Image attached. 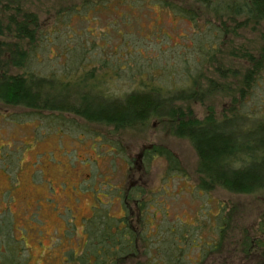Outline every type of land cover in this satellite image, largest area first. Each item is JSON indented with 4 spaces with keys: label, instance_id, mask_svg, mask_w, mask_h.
Returning a JSON list of instances; mask_svg holds the SVG:
<instances>
[{
    "label": "rangeland",
    "instance_id": "rangeland-1",
    "mask_svg": "<svg viewBox=\"0 0 264 264\" xmlns=\"http://www.w3.org/2000/svg\"><path fill=\"white\" fill-rule=\"evenodd\" d=\"M165 1L195 22L154 0H16L40 27L24 69L49 84L34 82L32 92L50 107L83 110L153 88L168 112L164 101L190 91L176 101L186 116L264 118V72L239 102L250 65L241 57L259 55L264 21H220L200 4ZM15 8L0 9L1 19ZM224 23L234 33L214 42ZM10 62L13 74L24 70ZM237 147L264 143L246 135ZM200 185L194 147L168 122L116 128L0 103V264H264V190Z\"/></svg>",
    "mask_w": 264,
    "mask_h": 264
},
{
    "label": "trees",
    "instance_id": "trees-1",
    "mask_svg": "<svg viewBox=\"0 0 264 264\" xmlns=\"http://www.w3.org/2000/svg\"><path fill=\"white\" fill-rule=\"evenodd\" d=\"M8 1L9 5H2L0 1V9L17 6L14 4L16 0ZM154 1L172 12L187 17L192 23L195 22L194 16L186 9L181 8V5L165 0ZM188 1L212 10L214 17L219 20L226 16L231 22L237 18H245L246 22L264 21V0ZM92 6L86 9H91ZM4 14L2 19L0 17V103L10 106H23L37 111H68L85 118L87 121L112 125L116 128H139L151 120L168 122L173 128V133L190 141L198 155L201 189L207 191L216 186L232 194L249 195L261 193L264 190V160L258 161L264 157V150L258 148L254 150L244 148L242 150L237 147L239 139H243L246 135L249 136L252 144L264 143V118L261 119L256 115H244L242 112L237 113V111L231 117L226 116L221 121H218L212 114L204 120L186 116L180 107L177 108L176 101L194 98L195 93L190 91H180L171 96L168 101H164L165 104L171 105V109L167 112L164 106L156 103V99L162 91L153 88L150 91H134L123 99L111 98L106 100L110 102L107 105H99L95 101L87 102L83 106V110L50 107L48 104L53 103V100H41L42 98L38 97V94L32 92V88L35 86L34 82L45 85L46 83L49 84L47 79L24 69L30 55L29 49L38 40L40 28L38 19L33 14H26L19 6L15 8L12 16L6 18ZM226 26L225 24L220 30L217 28L218 32L214 42L219 41L223 36L227 37L228 34L234 33L233 28H225ZM11 39H14L15 43L11 48H7L6 41ZM8 53L11 54V59L6 56ZM241 58H245L250 65H248L244 75L239 102L243 101L248 91L262 81L264 47L260 49L257 56L249 52L243 53ZM10 61L17 68L24 70L21 73L13 74ZM62 84L65 86L61 88H68V84L63 82ZM92 108L97 110H92ZM246 119L251 120L250 126L246 124L239 128L237 121L243 122ZM258 136H262L263 139H258ZM166 158L173 166L176 164L178 167L173 168L180 172L179 164L170 152L166 153ZM237 163L240 164L239 167L236 166Z\"/></svg>",
    "mask_w": 264,
    "mask_h": 264
},
{
    "label": "flooded vegetation",
    "instance_id": "flooded-vegetation-1",
    "mask_svg": "<svg viewBox=\"0 0 264 264\" xmlns=\"http://www.w3.org/2000/svg\"><path fill=\"white\" fill-rule=\"evenodd\" d=\"M123 226L125 227V222L123 221ZM123 227V228H124ZM219 230H223L222 228H220ZM127 244H131V242L130 241H128V243ZM215 247V246H214ZM160 256V255H159Z\"/></svg>",
    "mask_w": 264,
    "mask_h": 264
}]
</instances>
